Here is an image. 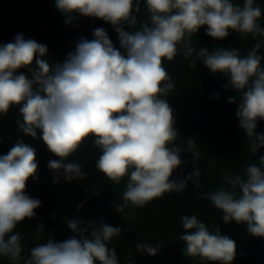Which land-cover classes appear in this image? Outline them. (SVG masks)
I'll list each match as a JSON object with an SVG mask.
<instances>
[{
  "label": "clouds",
  "instance_id": "1",
  "mask_svg": "<svg viewBox=\"0 0 264 264\" xmlns=\"http://www.w3.org/2000/svg\"><path fill=\"white\" fill-rule=\"evenodd\" d=\"M55 7L66 17L65 24L78 17L111 24L120 47L113 45L104 28L94 29L92 40L82 37L62 63H50L45 58L47 46L22 34L14 42L0 44V114L18 106V131L41 139L57 157L47 164L54 183L61 170L69 182L87 177L81 164L65 161L91 138L100 152L96 169L117 185L128 177L122 201L114 205L119 213L130 205L143 207L166 193L184 191L190 180L201 187L195 164L186 177L171 179L184 163V150L176 144L174 110L164 98L176 87L164 61H172L181 51L185 59L195 54L210 72L227 78V86L238 92L228 102L239 100L235 115L251 152L264 148V133L255 131L257 122L264 120V57L258 54L264 39L243 56L236 48L197 51L190 39L204 26L213 39L223 40L230 31L244 37L251 34L253 40L264 38L258 22L261 8L254 0H244L242 6L232 0H145L149 19L138 29L134 12L140 11L141 0H55ZM21 69H27L30 78ZM187 147L193 158L199 156L194 139L187 140ZM37 173L36 149L22 139L0 155V256L11 264H20L23 252L17 225L34 218L41 206L26 192L28 180L38 179ZM244 173L224 177L231 190L218 188L201 198L222 212L225 224H245L250 235L264 237V155ZM180 222L184 255L210 264H232L236 243L222 235L218 225L210 230L194 214L181 216ZM67 227L73 235L57 242L48 234L45 242L29 250L23 264H120L109 243L122 227L75 218ZM44 234L41 223L36 238ZM135 247L155 256L161 246L145 240Z\"/></svg>",
  "mask_w": 264,
  "mask_h": 264
},
{
  "label": "trees",
  "instance_id": "2",
  "mask_svg": "<svg viewBox=\"0 0 264 264\" xmlns=\"http://www.w3.org/2000/svg\"><path fill=\"white\" fill-rule=\"evenodd\" d=\"M232 2L242 6L244 0ZM254 3L261 8L262 16L258 22L264 27V0H254ZM134 14L137 16L138 29L141 22L149 19L145 0H141L140 11ZM65 19L55 7V0H0V44L14 42L17 34H22L25 39L28 34L36 35L38 39L48 41L47 45L50 46L45 58L50 63H62L82 37L92 40L93 30L104 28L113 45L119 49L118 34L111 24L93 17H78L71 24H65ZM206 27H201L190 37L192 46L197 51L200 48H207L209 52L220 47L236 48L243 56L247 55L258 40L264 39L253 40L251 34L244 37L232 31L223 40L213 39L206 35ZM125 30L131 29L125 25ZM258 54L264 57V46ZM261 66L264 67V60ZM164 67L176 85L164 98L174 110L175 127L179 133L176 144L184 150L181 153L184 163L174 171L171 179L186 177L194 171L195 164L201 173L198 178L201 187L196 188L190 180L184 191L166 193L143 207L134 208L130 205L123 213H119L114 205L122 201L128 177H124L117 185L96 169L95 162L100 152L93 146L91 138L65 161L81 164L87 177L69 182L64 179L61 170L59 181L54 183L47 164L57 157L49 152L41 139H33L18 131L16 120L21 119L18 106L12 107L7 114H0V155L7 154L15 142L22 139L36 149L38 162V179L28 180L26 192L30 197L38 198L41 206L35 210L34 218L25 219L15 229L23 237L20 264L29 256L32 247L45 242L48 234L57 242L73 235L67 227L68 220L72 218L94 221L97 225L104 222L122 227L121 234L113 237L109 243L110 248H115L120 264H129L130 261L132 264H210L208 261H201L199 257L184 255L182 251L184 244L180 237L184 230L180 217L193 214L210 230L218 225L222 235L235 241L236 257L232 264H259V261H263L264 237H261V242L254 240L250 245L240 238V234L244 233L242 224L232 223L233 221L225 224L222 212L213 207L210 201L201 198L205 187L214 178L221 175L233 179L236 175L244 177L245 168L254 163L255 154L251 152L248 137L243 135L244 130L239 126L236 109L234 108L233 114H229V110L239 100L229 103L228 98L238 97V92L227 86V78L222 73L210 72L195 54L185 59L181 51L172 61L165 60ZM20 71L30 78L27 69ZM223 111L226 121L220 118ZM232 119H235L234 124L230 123ZM262 132L264 133V127ZM189 138L196 142L195 150L199 152L196 158L188 151ZM222 188L231 190V185L227 183ZM236 193L240 194L239 188ZM81 204L83 207H79ZM41 223L45 226V234L37 239L36 227ZM145 240L161 246L157 255L150 256L136 250V244ZM261 245L263 247L260 248ZM0 264H11V261L0 256Z\"/></svg>",
  "mask_w": 264,
  "mask_h": 264
},
{
  "label": "rangeland",
  "instance_id": "3",
  "mask_svg": "<svg viewBox=\"0 0 264 264\" xmlns=\"http://www.w3.org/2000/svg\"><path fill=\"white\" fill-rule=\"evenodd\" d=\"M27 39H34V40L37 41L38 43H42V44L46 45L48 49H49V47H50L49 45H47V44H48V41H46V40H40V39H38V38L36 37V35L28 34V35H27ZM238 103H239V102H238ZM238 103H236V104L233 106V108H232L231 111L229 110V114H233V111H234L235 109H237ZM234 108H235V109H234ZM222 113H223V114L220 115V118H222V119H224V120L226 121V118H225V116H224V111H223ZM232 116H233V115H232ZM234 120H235V119H232V120L230 121V123H231V124H234V123H235ZM238 123H239V122H238ZM262 125H263V126H262ZM263 127H264V120H259V121L257 122V127H256L255 131H256L257 133H259V131H260V133H263V132H262ZM235 128H236V126H235ZM243 135H246L245 131L243 132ZM263 149H264V148L259 149L258 152H257V154L254 155V158H255V159H253L254 162L256 161V163H258V159H259L260 153H261V155H262V151H263ZM224 177H225V176L221 175L220 177H217L216 179L214 178L213 181H211V183H209L210 185L205 187V193H206V192H212V191L217 190L218 188H222L223 186H226L227 182L225 181ZM217 180H219V182L216 183ZM232 223H236V222L233 221ZM234 226H235V225H233V227H234ZM242 226H243V230H244L243 232H244V233H241V234H240V238H242L243 240H246L247 242H249L250 245L254 242V240H256V241H260V242H261V240H260L261 237H254V236L250 235V234L247 232V227H246V225H245V224H242ZM214 228H215V227H214ZM261 247H263V245H261L260 248H261ZM263 257H264V256H263ZM262 260H263V261H259V264H264V258H263Z\"/></svg>",
  "mask_w": 264,
  "mask_h": 264
}]
</instances>
